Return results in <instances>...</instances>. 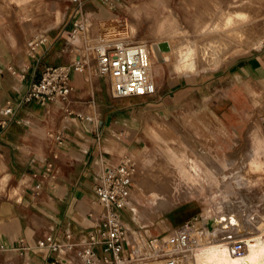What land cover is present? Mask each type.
<instances>
[{
  "label": "crops",
  "instance_id": "obj_1",
  "mask_svg": "<svg viewBox=\"0 0 264 264\" xmlns=\"http://www.w3.org/2000/svg\"><path fill=\"white\" fill-rule=\"evenodd\" d=\"M10 1L0 0V247L26 255L23 264H44V253L24 251L23 245L34 247L47 236L65 240L69 234L77 248L87 247L89 233L101 223L93 221L91 215L93 210H102L94 191L104 170L99 168L103 163L113 166L129 153L135 158L154 155L163 163L162 170L155 172L161 182L154 186L155 195L144 202L131 193L134 202L130 204H139L145 215L142 218L139 210L140 221L152 223V218L164 214L163 209L175 202L176 209L198 201L204 204L199 214L204 216L208 207L210 217L220 215L230 184L223 182L222 176L233 161L242 160L244 153L220 163L216 150L210 154L206 149L216 144L215 134L224 129L227 113L239 112L242 105L256 98L262 99L264 108V50L260 51L264 41L258 49L231 57L217 69L192 75L172 73L155 64V77L162 75L163 68L177 77L167 83L163 94L157 87L155 95L129 97L141 99L134 106L109 103V84L98 74L97 62L94 75L73 69L70 100L83 105L85 111L81 113L85 115L71 111L62 117L69 99L42 105L35 100L25 102L24 98L46 68L71 65L75 55L82 60L77 52L80 49H73L70 41L78 15L73 11L63 22V13L57 9L45 44L30 57L24 42L36 32H30L32 26L19 16L17 25ZM15 1L27 21L36 22L38 0ZM128 32L137 34L130 26ZM7 103L15 112L2 124L1 110ZM141 103L146 105L137 106ZM91 107L95 116L88 113ZM251 123L246 129L247 146H255L249 137ZM149 140L154 147L149 146ZM142 144L145 146L140 148ZM245 155L248 169L255 155ZM134 186L142 193L136 183ZM213 187L220 195L214 207L204 195ZM188 216L186 211H174L169 221L172 224L174 217L182 221ZM3 259L9 264V254Z\"/></svg>",
  "mask_w": 264,
  "mask_h": 264
},
{
  "label": "rangeland",
  "instance_id": "obj_2",
  "mask_svg": "<svg viewBox=\"0 0 264 264\" xmlns=\"http://www.w3.org/2000/svg\"><path fill=\"white\" fill-rule=\"evenodd\" d=\"M38 2L39 8L35 15L36 22H29L25 17L24 11L21 10L16 1H10L12 7L14 8L17 25L20 24L17 20V17L19 16L20 20L26 21L30 27L32 26V28H30V32L35 31L36 36H42L44 39H46L48 37L47 32L53 27L56 10L58 9L63 13V22L65 21L66 15L69 17V15L73 11L74 15H80V13L83 12L87 15V20H92L94 30L97 32V34L100 33L102 37H104L106 34L117 35L127 33L128 28L130 26L133 28V31L136 30V33L139 36L137 38H131L130 41L140 42V39L143 38L144 40H147V43L148 41L156 43L153 45V47L157 51L160 59V61L158 60L156 65L162 64V66H164L166 69L168 68L170 72L177 73L179 75H192L212 70H200L199 68L202 66L198 67L196 66V64L195 66H191V70L189 65L188 69L187 65L186 67H184L185 65H182V62L184 61V56L190 54V52L194 53L198 51L197 48L199 47V45L204 44L206 42L205 40L198 38H206L205 36L209 35L205 34L206 32L202 29L204 28V25L213 13L216 19H219L220 22L224 16L227 17L230 14L232 15L235 13H240L246 8V6H250V4H258V1L256 0H105V2L102 0H83L81 9L79 5L72 3L71 0H38ZM89 15L91 18H89ZM29 41L28 43L27 41L24 42V49L26 51V54L29 53ZM70 41L73 49H79L78 44H76L72 39ZM171 45L176 47L172 50V54H182L183 57H176V59L172 63L168 64L166 63L167 59H165L163 55L166 52L171 51ZM167 46L168 50L164 51L167 49ZM263 50L264 46L260 51L262 52ZM77 52L81 53L82 64L85 66L84 69L86 74L89 75V63L87 56L85 55V49L80 48V50ZM253 52L256 53L257 51ZM224 53H226L227 57L224 60L223 64L229 58L242 55L244 52L234 54L233 50H226L224 51ZM30 57L32 56L30 55ZM215 58L217 57L215 56L209 58L210 60L204 58L203 61H205L203 62V65L207 63L206 60H208L209 62L213 61ZM238 59L239 58H237L236 60H232V63H234ZM96 62L97 58L95 54L91 65H95ZM227 65L228 63H226L224 66L226 67ZM166 69H162L163 71L161 76L154 77L156 85L159 88L161 94L165 92L167 83L172 81L174 77H177V75L169 73ZM183 69L185 70L183 71ZM91 72L94 75L96 72L95 68H93ZM92 81L93 83L95 82L94 80ZM107 88L109 89V103L116 101V104H118L119 106H134L137 104V102L141 100L140 98L116 99L112 96L110 85H107ZM88 89L92 90V87L88 86ZM71 96L69 97V100L64 103L65 113L62 117L68 116V113L71 111L75 113H81L85 111L83 110V105L79 106L74 103H71ZM261 102L262 99L256 98L250 101L249 104L242 105V107L239 109V112L227 113L225 115V121L223 123L224 129L218 131L215 134L217 138V145H211V147L207 148L206 151L210 153L216 150V157L220 163H222L228 157L244 153L243 157L241 158L242 160L239 163H237L236 160L233 161L230 165V170L227 171L228 173L226 172L223 174L222 181L225 182L228 180L229 182H231L229 186H227V188L225 189V192L227 193L226 196H228V198L221 205L220 216L223 214V212H229L231 209L232 211H234V207L236 204L235 210L237 211L238 209V213H240L241 211L244 212V214L240 213L241 217L243 216L242 218L244 220L248 221V219L250 220L252 218L258 217V220L261 223L260 225H263L264 126L262 117L264 115V108H262ZM143 105L146 104L141 103L137 106ZM88 111L90 115L95 116L92 107L89 108ZM253 119L255 120L251 123ZM250 123L251 125H256L255 134L249 136L252 140L255 141V146H247L248 139L246 136V129ZM162 125H164V123H162ZM57 135L55 134L54 137H57ZM206 135V132L202 133L203 137H206ZM237 138L239 139V141L235 140ZM147 143L149 144V146L154 147V144L151 142V140H149ZM144 146L145 144H142L140 148ZM137 152L138 151H135L134 153ZM132 154L133 153H129L125 156L120 157L119 161L116 164H113V167H116L118 164L125 161V158L131 157ZM245 154L255 155L254 160L249 162L248 169L246 168L248 163L246 161L247 156ZM136 162L140 166V172L136 178L135 183L137 187H140L139 189L142 193L136 190L134 183H132L129 189V193L137 195V197L141 198L144 202H146V200H148L149 195H155L156 193L154 189H152L153 191L150 190L146 183L149 184V182H152L155 183V185L161 183L159 179L155 176V172L159 173L162 170L161 166L163 167V163L160 162V158L154 155L150 156L144 154L137 157ZM242 182L244 185L242 184ZM232 185L235 186L237 190ZM204 195L210 203H208V205H211L213 207L216 205L217 202L215 199H220V195L216 194V188L214 187L207 188L204 192ZM157 196L163 197V194H158ZM237 198L239 200H237ZM240 198L242 200L244 199V201H242ZM238 201L242 204L237 203ZM130 202L134 201L130 200ZM142 205L144 204L142 203ZM177 205V202L171 203L169 206H171L172 208L168 211H166V209H163L162 212L164 214H159L157 217L152 218V223L149 220L140 221L138 219V212L139 210H141V207L137 203H131L130 205L125 203V207L121 209V216L127 230L138 232L145 240L147 238H167L168 236L175 234V231L185 225L194 215L202 213L204 204L199 203L198 201H193L185 203L175 209ZM99 211L100 213H102V210ZM172 211L173 213L170 214L169 212ZM174 211L175 213L186 211L187 213H189V216L188 218L182 221H177V217H174L173 219L175 222L171 224L169 220L170 217L174 215ZM214 211L215 210L212 208V212ZM210 213L211 209L207 207L204 216L208 217ZM140 216L142 218H145V215L142 210ZM100 219L101 218H99V220ZM253 228V230L257 229L256 227ZM256 232H251V234H248L246 236L252 237L251 235L256 234ZM230 236L238 235L230 234ZM239 237L243 238L240 235L236 238L239 239ZM228 238V236H223L221 237V240H227ZM6 254H9L10 256L9 264H19V262L20 264H23V262L27 258L26 255L24 257L22 256V253L14 251L13 249H3L0 247V264H8V261H5L3 259ZM132 264L135 263L133 262Z\"/></svg>",
  "mask_w": 264,
  "mask_h": 264
},
{
  "label": "built area",
  "instance_id": "obj_3",
  "mask_svg": "<svg viewBox=\"0 0 264 264\" xmlns=\"http://www.w3.org/2000/svg\"><path fill=\"white\" fill-rule=\"evenodd\" d=\"M82 7L83 0H71ZM105 2V0H102ZM82 9V8H81ZM88 28L87 15L83 12L75 18L71 39L79 41ZM106 34L94 51L98 74L107 80L114 98L123 99L138 96H152L157 85L151 71L150 50L142 43L127 38ZM47 38L35 36L29 41V54L35 55ZM147 48V49H146ZM77 69L73 63L68 66L48 67L41 80L34 83L25 96V102L38 101L42 105L52 102H66L73 92L71 73ZM15 109L7 103L1 110L4 117L14 115ZM264 125V115L262 117ZM60 141L61 137H58ZM134 165L125 160L116 167L104 168L94 186L97 203L102 208L101 223L89 233V245L79 249L71 235L65 240L47 236L34 247L23 245L24 251L42 252L46 255L44 264H132L135 261L162 260L166 264H185L188 258L202 247L200 234L188 224L180 227L175 235L167 238H147L131 242L128 230L122 220L121 209L125 207L129 189L133 183ZM23 243V242H22ZM234 254L245 250L244 241L230 243Z\"/></svg>",
  "mask_w": 264,
  "mask_h": 264
},
{
  "label": "bare ground",
  "instance_id": "obj_4",
  "mask_svg": "<svg viewBox=\"0 0 264 264\" xmlns=\"http://www.w3.org/2000/svg\"><path fill=\"white\" fill-rule=\"evenodd\" d=\"M256 1H258V4H252V5L250 4V6L248 7L246 6V8L242 10L240 13L228 15L227 16L228 18L224 16L220 22L219 19H216L214 13L211 16L209 15L210 18L207 20L206 24L204 25V28L202 29L206 32L205 34H209V35L205 36L206 38L204 37L198 38V39H203L206 42L204 44L199 45V47L197 48L198 51L194 53L190 52V54L184 56V61L182 62V65L183 66L185 65L184 67H186V65L187 66L189 65L190 69L191 66H195V64L198 67L202 66L199 68L200 70L217 69L223 64L224 60L227 57L226 53H224V51L226 50H233L234 54H238L240 52L247 53L251 50L258 49L261 46L262 42L264 41V0H256ZM89 18H91L90 15ZM110 36L111 35H108V37ZM115 36H120L122 38H127L129 40L131 38L139 37L137 34H133L131 32H127L124 34H117ZM104 39L106 38H103L100 35V33L97 34V32L94 30V25L92 20H88V28L86 33L81 36L80 41L75 42L76 44H78L79 49L80 48L85 49V55L87 56L88 59L90 72L94 68V64L91 65V62L94 59V55H95L94 49L96 45H98ZM136 43H142L150 50L151 71L155 77V64L158 62V60L160 61L158 53L153 47V45L156 43H152L150 41H148L147 43V40H144L143 38L140 39V42H136ZM174 48L176 47L172 46L171 51L166 52L163 55V57L167 59L166 63L168 64L172 63L176 59V57L179 58L183 57L182 54H177V55L172 54V50ZM167 50H168V46L167 49L164 51ZM215 56L217 58L209 62L208 60H206L207 63L203 65V62L205 61V60L203 61L204 58L209 59ZM73 58L78 70L80 72L82 71L85 72L84 69L85 66L82 64V60H79V58L76 55L73 56ZM184 70L185 69H183V71ZM81 114L85 115L84 113ZM90 118L94 119V117H90ZM255 129H256V125L252 124L249 130L250 136L255 134L256 132ZM127 159L133 163L135 168L133 174V183L135 185L136 178L140 172V166L137 164L136 158L134 156L125 158V160ZM107 167H113V166L103 163L100 166L99 170H102ZM146 185L150 190L156 188L154 187L155 183L152 182L151 183L149 182V184L146 183ZM233 187L235 188V186ZM130 196L131 193H129L126 198V202H125L126 204H130ZM237 200L239 199L237 198ZM242 201H244V199ZM237 203H239V201ZM239 204L242 203L240 202ZM235 207H234V211H232V209L229 212L225 210L226 212H223L221 216L215 215L211 217H206L201 214H197L188 221V224L192 226L200 234V238L203 244L202 247L199 248L193 254L192 257L187 259L185 264H264V224L260 225L261 223L258 220V217L250 219L251 222L248 218L247 219L249 222L244 220L242 218L243 216L241 217L240 215V213L244 214V212L241 211L240 213H238V209L236 211ZM171 208L172 207L169 206L165 209L166 211H168ZM101 214L102 213H100L98 209L93 210L91 212V215L93 216V221H98ZM253 227H256L257 229L253 230L254 229ZM175 232H177V230ZM251 232L253 233L256 232V234L251 235L252 237L250 236L247 237L246 235L251 234ZM230 234H237L238 236L240 235L243 238L239 237L238 239L236 238L238 236H230ZM128 236L131 242L137 241L138 243H140L139 241L142 240L145 241L144 238H142V236L136 231L128 230ZM223 236H228L229 238L227 240H221V237ZM235 240L238 241L241 240L245 242V250L243 253L234 254V252L232 251L230 243H232ZM134 263L135 264H166L162 260H155V261L149 260L147 262L135 261Z\"/></svg>",
  "mask_w": 264,
  "mask_h": 264
}]
</instances>
